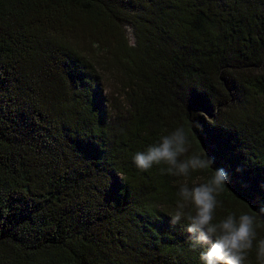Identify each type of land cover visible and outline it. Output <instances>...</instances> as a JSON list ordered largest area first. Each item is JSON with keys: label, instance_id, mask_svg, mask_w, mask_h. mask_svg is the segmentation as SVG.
<instances>
[{"label": "trees", "instance_id": "trees-1", "mask_svg": "<svg viewBox=\"0 0 264 264\" xmlns=\"http://www.w3.org/2000/svg\"><path fill=\"white\" fill-rule=\"evenodd\" d=\"M181 126L264 238V0H0V264H202L170 213L211 172L133 162Z\"/></svg>", "mask_w": 264, "mask_h": 264}, {"label": "clouds", "instance_id": "clouds-1", "mask_svg": "<svg viewBox=\"0 0 264 264\" xmlns=\"http://www.w3.org/2000/svg\"><path fill=\"white\" fill-rule=\"evenodd\" d=\"M190 150V137L181 126L162 134L144 151L136 152L133 162L141 171L163 165L161 172L175 177L210 171L211 175L200 182L179 184L171 223H186L191 247L201 249L202 264H246L254 242L258 264H264V238L257 240V216L242 212L239 216L229 213L217 218V197L227 185L228 173L214 167L215 159L206 151Z\"/></svg>", "mask_w": 264, "mask_h": 264}, {"label": "rangeland", "instance_id": "rangeland-1", "mask_svg": "<svg viewBox=\"0 0 264 264\" xmlns=\"http://www.w3.org/2000/svg\"><path fill=\"white\" fill-rule=\"evenodd\" d=\"M127 35H128V38H129V40L131 41L132 40V36H131V33H130V30H127ZM106 79V78H105ZM104 79V80H105ZM104 82V81H103ZM105 85H106V91H110L111 90V92H112V90H113V88L111 87L112 85H111V82L110 81H106L105 82ZM111 85V86H110ZM113 92H114V90H113Z\"/></svg>", "mask_w": 264, "mask_h": 264}]
</instances>
